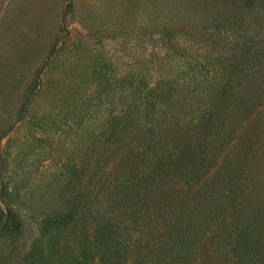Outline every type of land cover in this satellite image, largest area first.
Returning a JSON list of instances; mask_svg holds the SVG:
<instances>
[{"label":"trees","instance_id":"16d2710c","mask_svg":"<svg viewBox=\"0 0 264 264\" xmlns=\"http://www.w3.org/2000/svg\"><path fill=\"white\" fill-rule=\"evenodd\" d=\"M209 4L194 32H157L169 74L127 79L134 100L64 264H264V0ZM57 221L46 222L53 264L75 216Z\"/></svg>","mask_w":264,"mask_h":264},{"label":"rangeland","instance_id":"374dc122","mask_svg":"<svg viewBox=\"0 0 264 264\" xmlns=\"http://www.w3.org/2000/svg\"><path fill=\"white\" fill-rule=\"evenodd\" d=\"M210 1L0 0V264H53L46 222L69 211L55 264L78 256L101 151L134 100L127 79L169 74L157 32L172 22L194 32Z\"/></svg>","mask_w":264,"mask_h":264}]
</instances>
